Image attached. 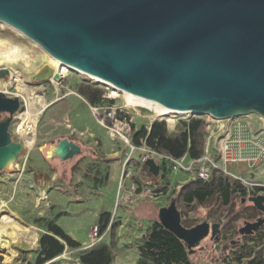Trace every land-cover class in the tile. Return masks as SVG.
Returning a JSON list of instances; mask_svg holds the SVG:
<instances>
[{"label":"water","instance_id":"water-1","mask_svg":"<svg viewBox=\"0 0 264 264\" xmlns=\"http://www.w3.org/2000/svg\"><path fill=\"white\" fill-rule=\"evenodd\" d=\"M0 22L72 68L169 111L264 121V0H0ZM19 107L17 96L0 92V112L8 114L0 122V171L23 152L8 132ZM83 151L66 138L53 147L60 159ZM144 166L159 175L154 158ZM241 202L262 216L245 220L239 238L264 225V194ZM157 219L189 255L221 233L218 221L184 226L175 197Z\"/></svg>","mask_w":264,"mask_h":264},{"label":"rangeland","instance_id":"rangeland-1","mask_svg":"<svg viewBox=\"0 0 264 264\" xmlns=\"http://www.w3.org/2000/svg\"><path fill=\"white\" fill-rule=\"evenodd\" d=\"M8 45L17 47L19 54L6 52L5 48ZM2 68L8 73L0 74V92L8 97L16 96L14 95L16 82L12 81V75L16 72L29 89H36L37 96L43 98L46 104L37 117L34 130L30 131L34 141L29 146L24 143V138L15 132L21 121L18 112L26 111L22 97H18L20 107L11 126V134L23 145V152L12 164H6L0 171V217L7 215L12 218V224L0 231V264H35L40 252V237L49 233L51 224L58 225L67 235V232L72 235L85 233L87 240L77 249H72L61 241L64 243L62 253L43 264H81L76 254L78 251L85 250L93 242L110 240L108 229L102 233L97 229V234H93V228L97 226L94 208L101 206L102 209H108L109 211L104 209L101 213L108 212L112 216V223L117 222L119 202L115 204L114 197L119 196L116 192L119 186L122 193L132 192L131 198L141 194L144 188L150 189L146 197L149 198V194L150 200H155L153 197H161L163 204L167 206L177 195L180 186L195 179L191 172L171 170L170 167L167 172L162 169V174L159 173L157 177L148 176L147 169L139 162L144 154L142 148L145 146L139 148L141 153H138L137 149L132 151L117 134L111 135V131L115 129L117 120L123 122L122 133L132 145L130 140L133 131L150 126L156 121L164 122L169 130L171 126L188 122L190 118H199L205 124L209 122V116L192 117L188 114L182 117H178L179 115L161 117L152 112H143L130 105L129 97L125 93L119 91L115 96L112 89L104 84L64 65L60 67L62 75L58 82L60 84L55 85L50 79L51 76H48L49 68L53 70V65L45 60L44 51L0 25V69ZM80 86L101 90V101L96 105L90 104L78 94L77 89ZM29 98L33 99L31 95ZM91 107L98 112L100 123L92 113ZM248 117L260 122L256 114H248ZM165 118H170L169 122L173 123H167ZM142 119L152 120L139 124V120ZM62 138L76 140L89 147L96 155L78 157L71 168L69 183L64 182L60 173L51 167L55 166L51 159L52 149L58 139ZM215 146V140L211 139V151ZM184 164H188V158ZM232 166L231 169L239 171L240 166ZM111 174H116L114 179H109ZM160 176L164 180L163 183L158 179ZM223 176L234 185L238 183L237 180ZM243 176L246 177V174ZM260 180L264 183V175ZM139 196L143 201L142 194ZM242 197L244 196L230 198L227 203L215 194L206 197L199 204L184 205L178 201L183 225L189 226L203 220L210 223L218 221L222 225L217 240L206 237L195 247V253L188 255L191 264H234V258L239 257L241 252L248 256L241 264L257 256L264 258V243H261L263 241L261 237L258 235L238 237L237 229L243 222L252 221L260 214L259 211L252 209L253 205L249 202L242 203ZM118 198L124 200L122 196ZM157 204H160L159 201ZM195 204L196 207L193 208ZM156 220L158 221L157 218H153L152 224ZM14 227L19 230V234L13 231ZM262 229L264 231V225ZM140 230L142 229L139 227L137 232ZM32 234L36 236L33 242L30 241ZM138 236L135 238L132 234L129 243L117 244L112 264H154L149 258H141L135 246V242L141 238ZM116 239L118 240L117 236ZM128 245L130 247L126 249ZM122 248L126 251L119 254L117 250ZM123 260L126 262L123 263Z\"/></svg>","mask_w":264,"mask_h":264},{"label":"trees","instance_id":"trees-1","mask_svg":"<svg viewBox=\"0 0 264 264\" xmlns=\"http://www.w3.org/2000/svg\"><path fill=\"white\" fill-rule=\"evenodd\" d=\"M77 91L92 105H96L101 101L102 92L99 89L90 86H80ZM203 129L204 122L199 118L179 123L172 133L167 131L164 122L156 121L148 129L142 127L134 133L132 144L139 146L142 141L146 147L170 155L173 158L179 159L187 156V158L196 159L202 154L205 138ZM221 175L223 174L215 171L207 182L194 179L183 185L178 192L177 201L186 205L194 202L199 204L206 197L215 194L222 198L224 203H227L230 198L245 196V188L239 182L234 185L232 181L229 182L226 178L221 177ZM261 190L264 189L257 188L256 192ZM177 201L176 205L179 209ZM196 204L193 208L196 207ZM252 209L257 212L254 207ZM194 224L186 227L193 226ZM97 228L100 233L108 229L110 240L109 242L102 241L95 243L85 250L78 251L76 254L81 264H112L114 260L115 248L118 244V240L116 239L117 224L110 222V214L108 212H103L97 220ZM254 235L261 237L263 239L261 243H264L262 226L253 235L246 237ZM61 241L72 249L80 247V244L68 236L58 225L51 224L49 233L43 234L40 237V252L35 264H43L60 255L64 249V243ZM135 246L141 258H149L154 264H191L188 259V250L185 248L184 243L164 229L158 221L146 230L145 234L135 242ZM128 247L130 246L128 245L125 248L127 249ZM126 249L122 248L121 250H117V252L120 254L125 252ZM247 258L248 256H245L241 252L239 257L234 258V264H241L243 259ZM245 264H264V258L257 256L248 260Z\"/></svg>","mask_w":264,"mask_h":264},{"label":"built area","instance_id":"built-area-1","mask_svg":"<svg viewBox=\"0 0 264 264\" xmlns=\"http://www.w3.org/2000/svg\"><path fill=\"white\" fill-rule=\"evenodd\" d=\"M191 116L193 117V115ZM191 119L193 118L189 120ZM259 119L260 122H257L249 118L248 115L223 120L209 117V122L204 124L205 141L200 157L188 158V164H184L185 156L176 159L151 148L143 147L144 154L141 162H145L151 157L159 164L161 162L168 164L171 170L191 172L195 179L204 182L209 181L213 172L217 171L237 180L245 188L244 198L258 193L264 194V190L255 192L257 188L264 189V183L260 180V177L264 175V121L261 117ZM116 123L122 125L123 122L117 120ZM15 132L18 133L17 130ZM211 139H214L216 144L212 151L210 148ZM130 147L133 149V146L130 145ZM230 165L240 166L239 171L236 174L227 171V167ZM243 174H246V177ZM260 216H262L261 213L256 215L253 220ZM97 229V226H94V235L97 234ZM93 244L95 242L90 246Z\"/></svg>","mask_w":264,"mask_h":264},{"label":"bare ground","instance_id":"bare-ground-1","mask_svg":"<svg viewBox=\"0 0 264 264\" xmlns=\"http://www.w3.org/2000/svg\"><path fill=\"white\" fill-rule=\"evenodd\" d=\"M0 25L8 30H11L13 33H15L17 36L24 38L30 42H32L31 40H29L26 36H24L21 32H19L18 30L4 24L0 22ZM34 43V42H32ZM35 44V43H34ZM36 45V44H35ZM8 50V51H7ZM6 52H10V53H14V54H19V49L15 46H10L8 45L7 48H5ZM44 56H45V60L50 62L53 65V70L52 72L48 75L51 76L50 79H52V82H54L53 84L57 85L58 82L60 81L62 75L60 72V67L62 65H64L67 68H70L71 70H74L76 72H80L79 70H76L74 68H72L71 66L61 62L60 60L50 56L49 54H47L46 52H44ZM28 62V59H25V63ZM11 76V75H10ZM90 76V75H88ZM91 78H94L93 76H90ZM11 78V77H10ZM49 79V78H48ZM96 81L104 84L105 86H107L108 88L112 89V94H114L115 96H117V93L119 91L125 93L128 97H129V102L130 105L132 107H136L139 108L141 111L146 112V113H154L157 116H166V115H179L178 117H182V116H186L188 114L190 115H194L192 113H187V114H183V113H177V112H173V111H169L165 108H162L160 106H158L157 104H155L154 102H152L151 100H149L146 97H143L139 94H136L134 92H130V91H126V90H122L119 88H116L114 86H111L109 84L104 83L103 81L94 78ZM12 81L16 82V87H15V94L17 97H20L21 99H23V103L26 105V111L24 112H18L19 116L18 118L21 119V122H19V124L17 125L15 131L17 130V134L20 135L22 138H24V143L26 145H32L33 141H34V136L30 135V131L34 130L35 127V123L37 121V117L40 114V112L45 108V104L46 102L43 100V98L38 97L36 94V89H29L25 84L24 81L20 78V75L18 73H14L12 75ZM7 82V81H6ZM11 84V83H10ZM60 84V83H59ZM58 84V85H59ZM5 89L6 88V84L4 83ZM6 91V90H5ZM24 94V96H23ZM32 96L33 99H30L29 96ZM92 112L94 114V116L99 120L98 118V112L96 111L95 108L92 109ZM181 115V116H180ZM176 117V116H174ZM172 117V118H174ZM165 121L167 123H169V121H171V119L169 118H165ZM101 122V120H99V123ZM123 127L120 125V123H116L115 125V129H113L111 131V135H115L117 134L119 136V138L126 144H129V140L128 138L122 133ZM13 161L9 160L6 164H12ZM233 168L232 165L227 167V171L232 172V173H237V171H235V169H231ZM14 219V218H13ZM12 224V218H10L7 215H1L0 217V231L2 230V228H4L5 226H9ZM15 228V227H14ZM14 232H17V234H19V230L17 228H15V230H13ZM35 234V233H34ZM17 236V235H16ZM36 240V236L35 235H31L30 237V241L33 242ZM9 258V257H8Z\"/></svg>","mask_w":264,"mask_h":264},{"label":"crops","instance_id":"crops-1","mask_svg":"<svg viewBox=\"0 0 264 264\" xmlns=\"http://www.w3.org/2000/svg\"><path fill=\"white\" fill-rule=\"evenodd\" d=\"M92 109L93 108L91 107V111H92ZM148 120H152V119H146V120L142 119V120H139L140 121L139 124L144 123V122H146ZM169 123H173V122H169ZM150 126H143V127H145V128L148 129ZM141 128H139V130ZM175 128H176V126H171L169 128V130H167V131L169 133H172V132L175 131ZM139 130H136V131L134 130L133 131V134H132V137H133L134 133H136ZM132 137H131V140H130L131 143H132ZM72 141H75L76 143H78L84 149V151H83L82 154H80L78 156H75L72 159H67V160H63V159L61 160L60 158H58L54 154L52 155V158H51L53 160V162H54L53 165H55L54 167L51 166L52 169L55 172L60 173L61 177L63 178L62 180L64 182H67V183H69L70 180H71V171H72L71 168L74 166V164L76 163V161L79 159L78 157H82V156L96 157L94 151L91 150L89 147L84 146L83 144H81L80 142H78L76 140H72ZM131 146H133V149H131L132 151L134 149H137V152L138 153H141L139 151V148L142 147V146H145V144L141 141V145L135 146V145L132 144ZM52 151H53V149H52ZM185 158L187 159V156H185ZM139 162L141 163V165H143L144 168H146V166H144V162H141V158L139 159ZM159 165H160V174H162L163 166H164L165 172H167V170L169 168L168 164H164V162H163V165H162V162H161ZM146 173H147L148 176H151V174L147 170H146ZM218 175H220V174H218ZM114 176H116V174H114V175L111 174V176L109 177V179H114ZM221 177L224 178L223 175H221ZM158 179H160V181L162 183L164 182V180H163V178L161 176ZM162 186L165 187V184H163ZM181 187L182 186H180V188ZM179 190H178V192H179ZM149 191H150V189H146V188H144L142 190V193L141 194H142V197L144 199L142 201V200H140V196H139L141 194L136 195L135 198H131L130 195H132V192H130V191L128 192L127 191L125 193H122L121 190H120V186L116 190L117 194L119 196H122L124 198V200L121 201V199L118 198L119 196L118 197H116V196L114 197V203L116 204V202L117 203L119 202L118 220H117V222H114V223L117 224L116 236L118 237V243H120V242H122V243L123 242L124 243H129V241L131 240L129 238L132 237V234L135 235V238H138L139 237L138 235H140L142 237L145 234L146 230L152 225L153 218H157L158 209L160 207H162V206H165V204H163V201L161 200V197H155V198L153 197V199H155V200H150L149 199L150 198V194H149V198H147L146 195H147V193H149ZM178 192H177V195L175 196L176 201H177ZM157 201H159L160 204H157ZM182 204L185 205V203H182ZM104 209H102L101 206L100 207L95 206V208H94V217H95V220H98L100 213L102 211H104ZM105 210L106 211H109L108 209H105ZM179 211H180V208H179ZM110 221L112 223V216H110ZM194 223L196 224L197 222H194ZM139 227L142 230H140V231L137 232V230L139 229ZM63 229L65 230V228H63ZM67 233H68V235L73 236L72 239L75 240L76 242H78L79 244L85 243L86 240H87L86 239L87 238V235L85 233L83 235H72L69 232H67ZM123 237H124V239H123ZM132 240H133V238H132ZM113 262H114V260H113ZM124 262H126V261L123 260V263Z\"/></svg>","mask_w":264,"mask_h":264},{"label":"flooded vegetation","instance_id":"flooded-vegetation-1","mask_svg":"<svg viewBox=\"0 0 264 264\" xmlns=\"http://www.w3.org/2000/svg\"><path fill=\"white\" fill-rule=\"evenodd\" d=\"M16 114V113H15ZM15 114L13 115V117H12V120H11V122H10V125H9V128H8V132H9V134H10V137H11V139L12 140H14V141H16L13 137H12V134H11V126H12V124H13V121H14V118H15ZM6 117H8V114L6 113V112H0V122L2 121V120H4ZM69 140V139H68ZM75 142V141H74ZM57 144V143H56ZM53 154H54V152H53ZM58 157V156H57ZM75 157V156H74ZM74 157H72V158H74ZM59 158V157H58ZM72 158H70V159H72ZM62 160V159H61ZM63 160H67V159H63ZM252 221H254V220H252Z\"/></svg>","mask_w":264,"mask_h":264}]
</instances>
